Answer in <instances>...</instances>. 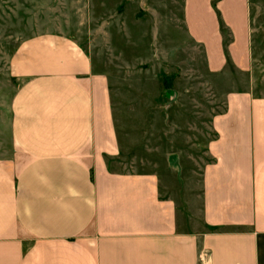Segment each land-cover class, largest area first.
Segmentation results:
<instances>
[{
  "label": "crops",
  "instance_id": "crops-1",
  "mask_svg": "<svg viewBox=\"0 0 264 264\" xmlns=\"http://www.w3.org/2000/svg\"><path fill=\"white\" fill-rule=\"evenodd\" d=\"M186 13L210 70L250 67L248 0H186ZM1 22L0 13L4 70ZM8 63L9 100L0 79V264H264L262 99L248 90L226 95L201 172L205 225L246 230L192 234L177 229L176 203L156 174L109 168L107 158L120 153L109 78L70 35L28 37Z\"/></svg>",
  "mask_w": 264,
  "mask_h": 264
},
{
  "label": "rangeland",
  "instance_id": "rangeland-1",
  "mask_svg": "<svg viewBox=\"0 0 264 264\" xmlns=\"http://www.w3.org/2000/svg\"><path fill=\"white\" fill-rule=\"evenodd\" d=\"M248 5L250 67L228 64L213 72L205 45L190 35L186 0H0L7 100L14 83L8 58L16 46L40 33L70 35L109 78L120 146L107 158L109 168L156 174L161 193L176 203L182 232L246 230L205 225L201 172L212 160L211 120L225 109L226 95L248 90L264 102V0ZM213 8L226 43L230 35Z\"/></svg>",
  "mask_w": 264,
  "mask_h": 264
}]
</instances>
